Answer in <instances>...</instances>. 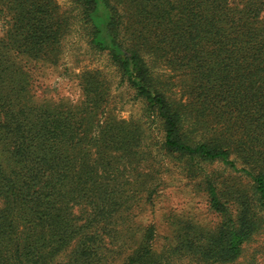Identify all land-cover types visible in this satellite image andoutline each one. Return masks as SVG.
Listing matches in <instances>:
<instances>
[{
    "label": "trees",
    "instance_id": "trees-1",
    "mask_svg": "<svg viewBox=\"0 0 264 264\" xmlns=\"http://www.w3.org/2000/svg\"><path fill=\"white\" fill-rule=\"evenodd\" d=\"M0 1L11 13L5 51L37 57L61 36L65 18L52 0ZM77 1L91 44L142 98L149 123L159 121L162 159L156 165L142 143L143 124L116 118L90 80L79 104L62 111L24 101L25 73H0V86L15 76L17 91L16 103L0 98V264L234 261L263 221L264 0ZM160 61L182 73L176 91L154 80ZM212 162L248 182L226 185L200 165ZM177 165L198 178L220 220L172 221L157 247L155 226L139 229L134 211L151 201L153 182L164 183L155 173Z\"/></svg>",
    "mask_w": 264,
    "mask_h": 264
},
{
    "label": "rangeland",
    "instance_id": "rangeland-1",
    "mask_svg": "<svg viewBox=\"0 0 264 264\" xmlns=\"http://www.w3.org/2000/svg\"><path fill=\"white\" fill-rule=\"evenodd\" d=\"M109 1L117 4L121 0ZM52 2L57 14L65 18L59 39L49 44L37 57L20 54L16 48L5 51L2 47L4 41L0 40V73H25L28 83L24 101L34 108L49 106L62 111L72 110L79 104L82 100L81 81L84 78L90 80L93 88L104 94L106 108L116 118L143 124L146 131L142 143L147 144L148 149L156 155L155 164H160L158 161L162 157L154 151V143H158L163 135L159 121L149 123L142 98L122 77L119 67L112 62L107 51H100L91 44L90 26L82 19L79 2ZM10 21V9L0 1V38L8 29ZM124 22L129 26L130 20L126 16ZM127 30V27L122 26L121 40L125 45L131 44ZM181 74L173 72L167 63L160 61L154 71V80H157L160 90L173 92L182 83ZM12 78L0 86V98L16 103L17 91ZM3 87H6L4 94L1 93ZM163 160L164 163L168 161L165 157ZM200 165L219 181L224 180L226 185L248 182L242 173L232 171L219 162ZM237 165H240L239 162ZM155 175L161 177L164 183L156 185L153 182L150 187L149 184L142 185L152 191L153 197L149 203L137 208L133 217L139 229L148 224L155 226L157 247L171 238L172 221L188 220L200 226L212 227L220 220L218 214L210 209L205 193L196 187L197 184L195 186L198 178L192 172L177 165L170 166L166 173ZM261 216L263 221L260 228L243 244L240 255L226 264H264V211ZM175 264H187V261L182 259Z\"/></svg>",
    "mask_w": 264,
    "mask_h": 264
}]
</instances>
